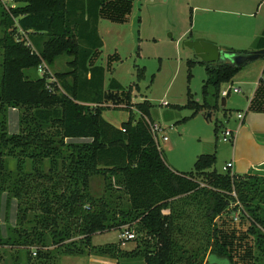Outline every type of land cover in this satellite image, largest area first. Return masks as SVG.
<instances>
[{
	"label": "trees",
	"instance_id": "1",
	"mask_svg": "<svg viewBox=\"0 0 264 264\" xmlns=\"http://www.w3.org/2000/svg\"><path fill=\"white\" fill-rule=\"evenodd\" d=\"M4 1L0 0V7L4 8ZM8 1L16 6L2 10L0 19L4 28L0 37V193L17 199L18 225L12 228L17 239L12 235L5 239L0 231V244L13 239L11 245H22L28 252L36 247V257L31 253L28 257L34 264L35 260L53 264V254L41 247L49 244L65 254L93 253L116 261L138 259L143 264H238L234 247L223 237L229 232L217 220L229 210L241 209L250 220L248 233L264 254V175L219 172L214 168L216 152L201 154L192 171L171 168L151 132L155 105L148 99L133 103V85L126 98L115 99L112 91L124 86L112 78L106 88V68L93 63L103 47L100 18L126 20L135 0ZM256 48H264V36ZM63 55L72 58L68 71L34 73ZM197 63L207 72L203 99L196 101L188 86L186 104L174 105L193 110L182 121L201 110L220 109L222 86L245 66L227 60L188 59L189 81ZM144 72L139 69L138 79ZM109 97L115 99L116 107L130 111L120 127L103 116ZM10 108L20 110L18 133H9ZM133 108L141 114L137 120ZM250 108L264 111V82ZM74 138L82 140H70ZM7 157L16 158L17 172L7 169ZM28 160L31 171L25 170ZM95 176L104 178L107 189L126 195L129 208L112 209V194L110 199L95 197L91 192ZM192 199L205 210L198 216V237L189 222ZM30 223L31 231H27L25 224ZM126 225L137 230L135 248H123L122 241L93 244L95 233ZM192 238L201 244L185 248L182 243H193Z\"/></svg>",
	"mask_w": 264,
	"mask_h": 264
},
{
	"label": "rangeland",
	"instance_id": "2",
	"mask_svg": "<svg viewBox=\"0 0 264 264\" xmlns=\"http://www.w3.org/2000/svg\"><path fill=\"white\" fill-rule=\"evenodd\" d=\"M261 1L135 0L125 16L126 20L121 22L108 18L101 19L100 31L104 46L95 64L104 65L106 70H109L106 73V86L111 78H116L124 86V90L112 91L115 99L126 98L129 87L133 85L134 102L138 103L148 99L155 105L151 110V117L162 126L160 146L163 156L171 168L180 172L192 171L201 154L216 152L217 162L214 168L219 172H224L223 165L231 154L232 142L222 140V131L226 124L222 98L225 97L227 100L226 108L229 109L228 114L231 119H237L238 109H245L248 104V92L253 85H249V91L245 89L235 93L231 90L228 97L222 96L220 109L203 110L195 117L182 121L183 118L191 116L193 110L187 107L178 109L174 105L183 106L186 104L188 86L192 91L193 98L201 101L202 85L207 78L205 67L197 63L192 67L191 80H188L187 60L194 59V53L192 49L184 45V42L188 39H195L198 35H205L216 40L226 41L227 44L235 46L234 48L239 50H252L253 37L251 35L258 24L262 22L259 17H264V1L260 9L258 11L256 9ZM3 6L4 8L0 7V19L2 10H8L10 6H16V4L6 0L3 2ZM195 6L202 7L195 8ZM3 32L4 28L0 25V37ZM71 59V57L63 55L57 58L53 65H48V68L43 66V70L50 74L68 71L70 69L68 62ZM259 61H264V58L250 62L248 65ZM140 68H144L145 72L144 76L138 79ZM45 71L37 70L34 73L42 76ZM228 84L226 83L224 87L228 88L231 83ZM113 97L106 100L103 116L107 120L121 125L123 121L129 119L130 111L116 107ZM19 116V109H9L7 117L10 134L20 131ZM133 116L141 115L134 110ZM217 123L219 129L216 131ZM164 136H167L168 139L163 140ZM6 165L8 170L17 172L15 157H7ZM43 169H48L47 163ZM25 170H32L30 160L26 162ZM231 172L233 173V169ZM107 188V182L102 176H95L92 179L91 192L95 197L110 199L112 194V209L129 208L126 195L118 192L116 188L112 190ZM197 199L202 200L201 197H197ZM193 201L196 200L192 199ZM180 207L184 209V202ZM201 207L198 202H193L189 208L192 213L189 218L191 230L193 233H197V237L201 233L198 216L205 212ZM17 213V199L8 196L6 192L0 193V231L5 239L9 235H12L13 239H17V235L14 232L12 234V228L18 225ZM217 224L229 232V235L223 237L234 247L238 264H264V254L262 255L258 251L253 236L247 231L250 220L241 209L227 211L217 220ZM25 225L27 231H31V223ZM128 227L138 237L135 227L126 225L121 229L97 232L93 235L92 242L94 245L120 244V235ZM45 232L50 234L49 228H46ZM233 234L237 238H234ZM12 240L0 244V264H32L33 260H29L28 257L30 253L32 257H36L35 253L33 254V251L37 250L36 247H32L28 252V249L22 245H11ZM192 242H183L182 245L190 249L201 244V241L194 238H192ZM137 243L135 238L126 241L124 245L122 243V247L130 250L135 248ZM41 247L44 251H50L53 254V264H143L138 259L116 261L107 256L93 253L65 254L59 252L52 244ZM35 261V264H38L37 260Z\"/></svg>",
	"mask_w": 264,
	"mask_h": 264
},
{
	"label": "crops",
	"instance_id": "3",
	"mask_svg": "<svg viewBox=\"0 0 264 264\" xmlns=\"http://www.w3.org/2000/svg\"><path fill=\"white\" fill-rule=\"evenodd\" d=\"M263 1L264 0H262L261 2L258 3V5L256 7L257 11L260 9V6H261ZM196 7L201 8L202 6H195V8ZM256 17H257V13H256ZM260 18L262 19L261 20L262 22L258 24L257 28L254 29L253 34L251 35L253 37V44L251 46V47H253L252 50H248V49L239 50V49L234 48L235 46H230V44H227L226 41L224 42L222 40H216V39H213L211 37H207L205 35H198V36H196V38H198V37L209 38L212 41H215L220 46V48L226 49V50L234 49V50H238L241 52L253 51V50L257 49L256 47H257L258 40L262 36H264V17L260 16L259 19ZM101 19H104V18H100V20H99L98 31H99V35L103 41V46H104V40H103L101 31H100ZM102 48L97 52V55L93 59L94 64L96 63V59L100 56ZM248 64H250V63H248ZM248 64H246L242 68V70H240L234 76V78L230 82L231 84L230 83H229L230 85L228 84L229 85L228 88L224 87L226 84H224L222 86V91L226 90L229 92V95H230L231 90H233L234 88L238 89V92H235V93H239L245 89L249 91V85H253L252 88H250V91L248 92V94H249V96L247 98L248 104L245 107V109H243V108L238 109L237 119H233V118L231 119V116L228 113L227 114L224 113L225 122H226V124L224 125V129L229 128V129L233 130V132H234V139L232 141V151H231V154L228 157V160L226 161V163L230 162V161L233 162L232 169H233V173H235V174L252 173V174L264 175V111H255V110H252L250 108L251 102H252V100L256 94L257 88L260 86L261 82H264V76H263L264 75V61H259L258 63H253V65H248ZM96 65H98V64H96ZM47 66L48 65L46 64V67ZM49 66H51V65H49ZM102 66H104V65H102ZM108 71L109 70H106V73ZM106 78L107 77L105 74V86H106ZM203 84H204V82H203ZM235 84H236V86H234ZM202 87H203V85H202ZM132 94H133V91H132ZM202 99H203V95H202ZM196 101H198V100H196ZM132 102L136 103L133 101V97H132ZM199 102H202V100ZM163 103H166V102H163ZM167 104L169 105L170 103L168 102ZM226 106H227V104H226ZM134 110L138 111L136 108H133V112H134ZM201 111H203V110H201ZM133 112H132V116H133ZM239 113L244 114L243 119L238 118ZM129 115H131V114H129ZM140 117L141 116H139V117L133 116V118L135 120L139 119ZM153 121H154V123H156L155 120H153ZM109 122H111L115 126H118V127L121 126L120 124H115L113 121H109ZM70 140L81 141L82 139L74 138V139H70ZM141 263H142V261H141Z\"/></svg>",
	"mask_w": 264,
	"mask_h": 264
},
{
	"label": "water",
	"instance_id": "4",
	"mask_svg": "<svg viewBox=\"0 0 264 264\" xmlns=\"http://www.w3.org/2000/svg\"><path fill=\"white\" fill-rule=\"evenodd\" d=\"M184 45L193 50L195 59H199L204 62L227 60L236 65H246L255 60L264 58V48L249 52L229 51L220 48L216 42L204 37L188 39L184 42ZM226 104L227 100L223 97V108L226 107Z\"/></svg>",
	"mask_w": 264,
	"mask_h": 264
},
{
	"label": "built area",
	"instance_id": "5",
	"mask_svg": "<svg viewBox=\"0 0 264 264\" xmlns=\"http://www.w3.org/2000/svg\"><path fill=\"white\" fill-rule=\"evenodd\" d=\"M43 66H46V64H43L41 66H39V71H45L43 70ZM47 68V67H46ZM47 70V69H46ZM234 92H238V89L237 88H234L233 89ZM229 92L226 91V90H223L222 91V95L223 96H227ZM238 118L239 119H243L244 118V114L243 113H239L238 114ZM151 132L154 136V138L156 139V141L158 142L159 146H160V131L162 130V126L157 124V123H151ZM125 130V129H123ZM168 137L167 136H164L163 137V140H167ZM234 139V132L233 130L229 129V128H225L223 131H222V140L225 141V142H232ZM233 167V162L230 161V162H227L223 165V171L224 173L226 172H229L231 171ZM121 241L123 243V245L125 244L126 241L128 240H134L136 238V234L133 230H131L129 227L126 228L124 231H122L121 233Z\"/></svg>",
	"mask_w": 264,
	"mask_h": 264
}]
</instances>
